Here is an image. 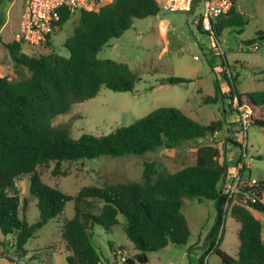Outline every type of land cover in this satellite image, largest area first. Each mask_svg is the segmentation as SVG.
Returning a JSON list of instances; mask_svg holds the SVG:
<instances>
[{
    "label": "trees",
    "instance_id": "obj_1",
    "mask_svg": "<svg viewBox=\"0 0 264 264\" xmlns=\"http://www.w3.org/2000/svg\"><path fill=\"white\" fill-rule=\"evenodd\" d=\"M160 11L156 0H113L98 11L80 13L73 35L63 43L69 57L54 52L28 56L21 54L19 41L5 44L14 64L29 73L28 78L19 81L0 78V231L14 236L13 247L19 258L27 255L25 246L37 231L62 214L67 202L74 201L75 216L62 229L69 253L67 264H101L90 232L95 226L111 232L119 225V215L126 218L124 233L137 250L124 264H146L150 254L187 245L191 230L182 213L184 200L205 199L214 202L217 218L206 238L201 264L211 252L221 264H264L263 225L253 214H264V180H256L252 187L244 189L246 201L237 200L225 210L226 198L221 187L228 167L221 160L220 149L213 144L199 146L194 164L168 175L159 174L154 162H146L142 183L87 186L76 196H68L41 180L38 168L50 163H55L53 173L57 175L63 163L101 156L143 155L163 146L174 149L222 132L224 120L202 125L174 107L158 108L133 124L100 137L83 134L74 140L65 128L53 125L58 115L67 113L76 103L95 98L102 87L114 92L134 91L139 81L137 74L127 64L101 60L97 54L111 39L132 28L134 20L155 17ZM71 17L70 12L63 10L59 28ZM244 26V16L233 7L228 15L217 20L215 30L220 37L229 28L242 33ZM198 29L202 31L201 23ZM261 35L245 44H254L257 39L264 41ZM225 79L231 100L236 98L238 106L251 111L253 125L264 128V90L240 93L237 78ZM165 82L176 85L192 80L170 77ZM214 86L215 95L206 96V104L226 98L218 80ZM24 177L29 181L31 197L37 199L40 219L34 224L27 221L25 212L20 215L21 204L24 202V209L26 200H21L16 183ZM97 203L102 206L95 213ZM228 213L240 225L236 257L220 247L219 233Z\"/></svg>",
    "mask_w": 264,
    "mask_h": 264
},
{
    "label": "rangeland",
    "instance_id": "obj_2",
    "mask_svg": "<svg viewBox=\"0 0 264 264\" xmlns=\"http://www.w3.org/2000/svg\"><path fill=\"white\" fill-rule=\"evenodd\" d=\"M236 11L244 16L243 32L240 33L237 28H229L219 37L220 47L224 52L222 59L228 64L224 73L214 72L215 66L222 65L220 56L210 49L208 35L198 29L199 20L195 22L194 17L189 18L190 13L161 10L155 17L134 20L132 28L121 37L111 39L97 54L98 59H111L127 64L139 77L134 91L114 92L102 87L95 98L76 103L70 111L53 120L54 126L65 128L69 136L76 140L83 134L96 137L108 135L116 128L129 126L158 108L174 107L202 125L224 120L225 126L220 135L216 133L215 141L212 137H206L185 142L174 149L163 146L143 155L101 156L63 163L57 175L53 173L55 163H50L38 168L41 180L68 196H76L87 186L142 183L146 162H154L159 174L175 173L194 164L197 148L205 144L217 146L221 151V160L227 164L230 172L233 171L243 159L240 146L232 144L229 138L224 139L223 134L229 133L228 126L233 125V140L245 146V137L243 140L236 126L240 112L235 111L237 102L230 98L225 77L237 78L236 87L240 93L264 90V41L257 39L256 44L260 46L257 51L249 50L245 44L258 34L264 36V0H237ZM21 15L22 2L0 0V78L12 81L24 80L29 73L25 68L14 64L5 48L6 43L19 41L22 46L21 54L28 56L54 52L69 57L63 43L73 35L79 22V15H72L52 37L50 45L32 46L21 38ZM170 77L191 79L192 82L170 85L165 82ZM215 80H218L226 98L219 99L215 104H206L205 97L215 95ZM229 144L234 146H230V150ZM246 145L248 150L245 163L249 170L244 176L252 174V178L256 180H264V128L249 125ZM16 186L21 200H26L24 209V202L21 204L20 215L25 212L30 224L38 222L40 216L36 207L37 199L29 193L27 177L17 182ZM101 206L99 203L95 204L93 212L98 213ZM182 213L191 230L187 245L167 247L150 254V260L146 264H201L200 258L206 251V238L215 224L217 210L211 200L185 199ZM253 214L262 222L264 233V214L258 211H253ZM74 216L75 202L69 201L62 214L50 220L27 242V255L19 259L25 264H67L66 257L69 253L62 238V229L65 222ZM118 219L119 225L111 232H106L100 226H95L90 232L91 241L100 254L101 264H113L116 249L125 251L127 258L137 251L124 233L126 218L119 215ZM239 228V223L228 213L219 239L222 240L221 249L233 257L237 256L239 249ZM14 243L13 235L5 236L0 231V264H16L2 256L5 252L15 253ZM111 245L117 247L113 248ZM208 264H221V261L216 254L210 253Z\"/></svg>",
    "mask_w": 264,
    "mask_h": 264
},
{
    "label": "built area",
    "instance_id": "obj_3",
    "mask_svg": "<svg viewBox=\"0 0 264 264\" xmlns=\"http://www.w3.org/2000/svg\"><path fill=\"white\" fill-rule=\"evenodd\" d=\"M22 2V15L20 22L21 38L32 46L46 45L48 41H52V37L60 30L59 23L62 17V11L66 10L71 15L80 14L82 12H93L100 10L104 5L113 0H18ZM160 10L167 12H181L190 13V17L195 18V22L199 20L202 31L208 35L210 39V49L220 56L222 63L224 52L220 47L219 37L215 30L217 20L230 13L233 7H236L237 0H156ZM198 8L200 11L198 12ZM259 44L248 45L251 51L259 50ZM198 59V57H195ZM228 69L227 63H222L221 66H215L214 72L216 74L224 73ZM240 111L237 118V128L240 134L245 137V146L240 145V153L243 158L233 171L227 169V173L222 182V195L226 198L225 210H228L232 203L237 200L246 201L247 196L244 193L245 188H250L256 183V179L250 175L244 176L245 172L249 170L245 163L247 156V130L252 124V113L244 106H238ZM216 135V134H215ZM215 141V136L212 137ZM17 185V183H16ZM221 232L219 233V237ZM264 238V233L262 232ZM212 253V252H211ZM208 257V255H207ZM207 257L205 264H208ZM127 257L125 251L116 249L114 252L113 264H124Z\"/></svg>",
    "mask_w": 264,
    "mask_h": 264
},
{
    "label": "crops",
    "instance_id": "obj_4",
    "mask_svg": "<svg viewBox=\"0 0 264 264\" xmlns=\"http://www.w3.org/2000/svg\"><path fill=\"white\" fill-rule=\"evenodd\" d=\"M237 5V4H236ZM236 123V122H235ZM236 126H237V124H236ZM228 129H229V133H225V134H223V138L225 139V138H229L230 140H232L233 142H235L234 140H233V138H232V133H233V131H234V126L232 125V126H228ZM221 133H217V135H220ZM217 135H215V139H216V137H217ZM228 144V143H227ZM233 144V143H232ZM239 144V143H238ZM230 146L232 147L233 145H228V149L230 150ZM234 147V146H233ZM227 156V155H226ZM224 159L226 160L227 159V157H224ZM250 176L252 177V174H250ZM113 248L114 247H117V246H115V245H111ZM136 253H137V251H136ZM135 253V254H136ZM154 254V253H153ZM208 257H209V255H208ZM208 257H207V260H208ZM149 260H150V258H149Z\"/></svg>",
    "mask_w": 264,
    "mask_h": 264
},
{
    "label": "water",
    "instance_id": "obj_5",
    "mask_svg": "<svg viewBox=\"0 0 264 264\" xmlns=\"http://www.w3.org/2000/svg\"><path fill=\"white\" fill-rule=\"evenodd\" d=\"M2 256L4 258H6L7 260L14 262L16 264H25L21 259H19V257L16 255V251L15 253H9V252H5L2 254Z\"/></svg>",
    "mask_w": 264,
    "mask_h": 264
}]
</instances>
